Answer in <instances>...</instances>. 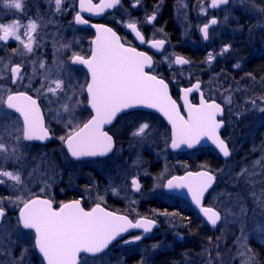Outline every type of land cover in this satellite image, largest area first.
Instances as JSON below:
<instances>
[{"label": "rangeland", "instance_id": "rangeland-1", "mask_svg": "<svg viewBox=\"0 0 264 264\" xmlns=\"http://www.w3.org/2000/svg\"><path fill=\"white\" fill-rule=\"evenodd\" d=\"M137 2L122 0L119 11L109 16L108 21L123 30H126L127 23L136 22L139 27L148 29L149 38L165 39L166 44L156 63L162 69L160 71L167 72L170 83L177 86L202 79L206 94L225 108L226 140L232 156L216 171L214 190L207 203L208 207L219 212L221 220L215 227L203 222L212 236L201 241L196 247L197 253L188 261L185 258L184 263L251 264L253 256L248 242L252 240L264 246V231L261 230L264 228V113L260 111L264 108V80L260 83L253 79L247 82L244 78L236 79L227 73L224 65L230 64L231 71L238 69L234 65H241L243 46L248 49L249 56H264V12L261 11L264 0H231L217 10L210 8L211 0H173L170 12L177 32L174 41L165 30L166 22L160 21L164 7L162 0H139V6L134 8L133 4ZM201 6L206 15L200 13ZM71 8L73 0H62L59 12L55 0H0V24L19 21V34L25 42L27 24H37V30L32 34V53L14 39L7 43L0 41V100L5 101L8 94L26 91L39 103L51 135V142L46 146L25 143L20 119L0 103V138L8 145L9 151L16 143L17 128L20 136L19 159H0V171H12L21 176V184L15 189L8 187L14 182L7 178H3L6 185H0V197H7L0 202L6 212L0 231L3 238L0 264H42L33 249L32 234L18 224L17 211L22 204L14 206L9 199L19 196L27 200L41 196L56 200V196L65 193L80 196L88 205H105L108 198L117 199L134 216L137 215L135 207L142 202H154L160 208L171 205L167 211L146 209L149 219H155L161 225L151 239L134 246L115 244L103 255L82 258L79 263L154 264L158 255L172 252L176 238L181 237L178 241L182 243L188 238L186 226L176 216L178 211L173 207H182V202L166 197L162 191L167 177L186 167L179 157H170L166 148L167 134L157 124L148 123L150 127L143 134L133 135L146 122L141 117L128 123L126 141L119 140L107 160L76 164L70 161L60 140L71 126L67 123L70 116L63 108L67 104L72 109L73 125H82L86 119L84 89L87 82L84 70L71 65L70 60L73 54L83 55L89 50L86 33L77 30L76 27L80 26L69 19ZM153 15L156 19L149 25L148 17ZM213 18L218 23L210 25L209 40L205 42L200 28ZM69 44L71 48H68ZM225 46L230 50L220 55ZM182 48L202 53L204 57L193 63L184 57L189 61L188 66L175 65V56L181 55L178 53ZM209 52L215 57L212 63L207 60ZM41 61L45 64L44 69L39 67ZM14 65L21 66L23 76L15 86L10 79ZM54 79H62L64 84V90L57 95L46 91L48 86L54 87ZM69 97L73 98L69 100ZM118 130L121 129H116V134ZM258 134L259 142L251 144L252 137ZM245 143L249 144L243 148ZM194 155L187 154L189 157ZM132 178L142 179L147 187L144 188L143 184L140 191H132L129 188ZM169 240L172 242H167ZM131 256H134L132 260L127 261Z\"/></svg>", "mask_w": 264, "mask_h": 264}, {"label": "snow or ice", "instance_id": "snow-or-ice-1", "mask_svg": "<svg viewBox=\"0 0 264 264\" xmlns=\"http://www.w3.org/2000/svg\"><path fill=\"white\" fill-rule=\"evenodd\" d=\"M230 2L231 0H211L210 7L218 9L221 5L226 6ZM120 4L121 0H101L97 4H94L93 0H79L80 10L76 12L74 22L76 25H88L89 20L84 19L82 13L99 15L106 9H113ZM55 5L56 10L61 11L62 0H55ZM17 6L19 7V5ZM138 6L139 0L133 4L134 8ZM261 11L264 12V9ZM200 13L207 14L203 6L200 8ZM155 19L156 15L149 16L148 24H153ZM217 23V19L213 18L200 28L205 42L209 40L210 25H217ZM91 26L96 29V38L91 42L93 47L90 57L73 54L71 64L86 67L90 74L86 91L87 103L93 114L82 125H73L72 109L67 104L63 108L64 112L70 116L67 123L71 126L67 135L61 136L60 140L74 160L85 157H105L109 154L113 150V136L104 130V126L111 125L118 114L138 108L153 109L167 120L171 125V149L177 150L181 146L193 149L206 138L211 142V145L218 149L219 153H222L224 157H229V148L219 135L223 124L222 120L217 119L223 112L221 105L215 101H206L203 95L200 97L199 104L189 102V93L200 91L199 83L181 89L184 110L187 113L186 116L182 115L177 102L169 94V84L165 82V79L155 74L151 55L144 51H138L136 47L126 46L125 42H122V38L111 27L100 24ZM26 27L27 42L19 34V21L0 24V33H2L0 41L7 43L9 39H14L21 43L28 53H32L34 42L32 34L36 32L37 24L29 22ZM126 28L131 30L140 44L146 42L145 36L138 30L136 22L127 23ZM148 44L156 52H160L166 41L165 39H155L148 41ZM68 48H71V44L68 45ZM68 48L65 49V54H67ZM229 50V47L225 46L220 55ZM214 59V55L209 52L208 63H212ZM188 63L189 61L183 56H175V65ZM39 67L44 69L45 64L41 61ZM234 67L239 68L240 65L236 64ZM146 68L153 69V73L150 74ZM68 75L71 78V71ZM10 79L13 86L23 79L20 65L11 67ZM52 84L54 87L46 88L47 93L57 95L64 90L62 79H54ZM227 102L230 103V100ZM0 103L6 104L7 109L14 110L22 118L23 141L44 142L51 138L50 129L45 126L36 99H33L26 91L8 94L6 101L0 100ZM79 103L77 101V104ZM260 111L264 113V108H261ZM149 127L150 125L145 122L133 135L139 136ZM16 131V143L11 151L8 150V145L4 143L3 138H0V159L13 157L19 159L17 156L20 140L19 129L17 128ZM11 135L9 133V136ZM3 178L14 182L13 185L8 186L13 189L21 184L19 173L0 171V185H6ZM213 181L214 177L207 171H189L182 176H173L164 187L168 190H186V195L190 197L191 203L199 209L207 223L216 226L221 219L220 214L211 207L202 206V198L213 185ZM131 186L137 192L141 189L136 178L131 180ZM115 192L116 190L113 189L114 194ZM5 198L7 197H0V202ZM9 203L14 206L22 204L19 207L18 224L25 230H34L35 248L38 249L46 264H78L79 254L95 256L108 249L113 241L128 233L129 230L142 229L143 233L148 234L152 232L157 223L155 219L143 217L133 222L127 215H118L107 211L99 203L90 211H86L81 206L80 199L63 203L58 210L53 207L50 199H42L39 196L27 200L16 196L15 199H9ZM5 215V208L0 204V231L3 230ZM261 230L264 231V228ZM141 239V235H136L130 240H125L124 243H135ZM2 242L3 238L0 237V243ZM153 247L156 246L153 245ZM22 257L23 253H21Z\"/></svg>", "mask_w": 264, "mask_h": 264}, {"label": "flooded vegetation", "instance_id": "flooded-vegetation-1", "mask_svg": "<svg viewBox=\"0 0 264 264\" xmlns=\"http://www.w3.org/2000/svg\"><path fill=\"white\" fill-rule=\"evenodd\" d=\"M101 0H93V3L94 4H97V3H99ZM210 1V0H209ZM78 2H79V0H73V8H71L72 10L70 11V14L68 15L69 16V19L73 22V23H75L74 22V17H75V14H76V12L77 11H79V9H78ZM121 3H122V0H121ZM145 6H147V4L145 5ZM120 7H121V4L120 5H118L115 9H113L112 11H110V12H107V13H105L103 16H102V18H100L99 20H93V19H91V18H88L87 16H84L83 14H82V16H83V18L84 19H87V20H89V23L90 24H102V25H105V26H108V27H111L116 33H117V35H119L121 38H122V42H125V45L126 46H133V47H136L137 48V50L138 51H144L146 54H148V55H151L152 56V58H153V62H154V69H155V74H157L158 75V73H161L162 71H160V70H162V69H160L158 66H157V63H156V58L158 57V54H156L151 48H150V46H149V44H148V41H151V40H153V39H151V38H149V36H148V29H146V28H142V27H139L138 26V30H140L141 32H142V35H144L145 36V40H146V42L144 43V44H140L139 43V41L136 39V37H135V35L131 32V30L130 29H127L126 28V30L124 29H119L118 27H116L115 25H113L111 22H109L108 21V17L109 16H111V15H113V14H117V12L119 11V9H120ZM162 14V13H161ZM160 20H161V15H160ZM77 28V30H79V31H83V32H85L86 33V35H87V38L89 39V44H88V46H89V50H87L85 53H83V55L87 58V57H90V54H91V41H92V39H93V37H94V33H93V30L92 29H90V28H87V27H82V26H80L79 28L78 27H76ZM179 51H180V49H179ZM178 54H180V53H178ZM184 57V56H183ZM78 68H81V67H79L78 66ZM82 69V68H81ZM84 73H85V71H83ZM149 73H153V69H151L150 71H149ZM162 73H164L162 76L160 75H158L160 78H163V79H165V81L169 84V89H170V93H171V95H172V97H173V99L178 103V105H179V108H180V111H181V113H182V115H185L184 114V112H183V109H182V106H181V104H180V95H181V89L182 88H186V87H191L194 83H199L200 84V92H201V94L204 96V98H205V100L206 101H216V102H218L217 100H215L214 98H210L207 94H206V92L204 91V85H203V81H202V79H199V80H192V81H189V82H187V83H181V84H178L177 86H173L171 83H170V81H169V79L167 78V76H166V71H164V69H163V72ZM85 75H86V78H87V82H88V75L85 73ZM87 82H86V85H87ZM86 85H85V88H86ZM190 103H194V104H198V99H199V94H198V92H193V94H191L190 95ZM84 99H85V108H86V119H85V121L84 122H87V120L88 119H90L91 118V116H92V114H91V112H90V110L87 108V95H86V93H85V89H84ZM222 107H223V105L220 103V102H218ZM223 121H224V123H225V127H224V129L221 131V133H220V135H221V137L227 142V140H226V135H227V129H226V120H225V108L223 107ZM138 117H141V118H144V119H142L143 121H146L147 123H155V124H157V127L160 129V130H164L165 132H166V134H167V145H166V148H167V152H168V154L170 155V157H173V156H177V157H179L180 159H181V161L183 162V164H184V166L186 167V169L185 170H178V171H176V172H174V173H172L170 176H168L167 177V179L164 181V183H163V186H162V191H163V194L166 196V197H169V198H174V199H176V200H179V201H181L182 202V207H177V206H173L176 210H179V211H182V210H180V209H184V211H186V212H188V210H191L192 211V207L189 205V203L187 202V201H185L184 199H182V198H179V197H177V196H173V195H170V194H167L165 191H164V185L166 184V182L170 179V178H172L173 176H182V175H184V174H186L187 172H189V171H191V172H198V171H207V172H209V173H211L212 174V176L215 178V173H216V171L217 170H219L220 168H221V166H219V167H216V166H218L217 164H213V166L214 167H216V168H212L211 166H205V165H200V164H198V160L199 159H201L202 157H207V158H210V159H216L217 160V162H220V160H221V158H220V156H219V154L216 152V150H214L213 148H211V147H203V148H198V149H195V150H192V151H185V152H171V151H169V149H168V147H169V143H170V130H169V128H168V126L165 124V122L161 119V118H159L158 116H156V115H154V114H152V113H149V112H146V111H141V110H133V111H130V112H127V113H124V114H122V115H120L117 119H116V121L109 127V128H106V130L105 131H108L109 132V134L110 135H112L113 136V147H114V149H113V151L111 152V154L109 155V156H107V157H105V158H99V159H89V160H83V161H79V162H90V161H105V160H107L108 158H110L111 157V155L113 154V152H114V150L116 149V147H117V144H118V141L119 140H123L122 141V143L123 142H125L126 141V127H128L129 125H128V123L131 121V120H133L134 118H138ZM138 120H141V119H138ZM121 126H123V128L121 127ZM116 129H121V130H118V132H117V134L115 133V131H116ZM122 129H123V131H122ZM122 131V132H121ZM121 132V134H119ZM51 142V141H50ZM50 142L49 143H47V144H45V145H39V146H46V145H49L50 144ZM228 143V142H227ZM36 145H38V144H36ZM229 147V146H228ZM187 154L188 155H194L193 157H189V156H187ZM148 159H150V158H148ZM220 159V160H219ZM230 161V160H229ZM76 163H78V162H75V164ZM222 163H224V162H222ZM133 179V178H132ZM131 179V180H132ZM137 179V178H136ZM131 180L129 181V188L132 190V191H134L133 189H132V186H131ZM137 181H138V183H140V185H141V188H142V185H143V187L144 188H146L147 187V185H146V183L141 179H137ZM215 181V180H214ZM146 185V186H145ZM214 186H215V182H214ZM214 186H213V188L209 191V193H208V195H207V198H206V201H205V203H204V206H207V203H208V197H209V195H211V192L214 190ZM141 190V189H140ZM134 192H137V191H134ZM59 197H64V194L62 195H60ZM56 198V200H51L52 201V203H53V207L54 208H57V207H59L60 205H62L63 203H67V202H70V201H74V200H76V199H80L81 200V206L84 208V209H86V210H89V209H91L94 205H96L97 203H94V204H92V205H88V204H86V203H84L83 202V200L80 198V196H76V195H70V193H69V195H68V197H65V198H63V199H61L60 201H58V196H56L55 197ZM111 203H116V204H118L119 206H121V209H124V211L121 213V212H117V213H119V214H123V215H127L128 217H129V219H131V220H133V221H136L137 219H140V218H147L149 215H148V212L147 211H145V213H139L138 212V208H140V205H141V203L140 204H138L135 208H136V216H134V215H131V214H129L128 213V211H126L125 210V204L122 202V201H120V200H117V199H113V198H108L107 199V202H106V204L104 205H101L102 207H104V208H106V209H108V210H110V204ZM142 203H149V202H142ZM152 204H154V205H156L154 202H151ZM170 206L171 205H165V208H167V209H170ZM157 207H159L160 208V205L159 206H157ZM146 209H148V207L146 208ZM150 209H152V208H150ZM160 209H164L162 206H161V208ZM110 211H112V210H110ZM152 211H159V209L158 208H156L155 207V209L154 210H152ZM161 211H164V210H161ZM113 212H115V211H113ZM149 218V217H148ZM194 218L196 219V220H198L199 219V216L198 215H196V217L194 216ZM156 222L158 223V226H159V228L161 227V225H160V223H159V221H157L156 220ZM158 228V227H157ZM156 228V229H157ZM155 229V230H156ZM154 230V231H155ZM154 231H152L151 232V234L150 235H148L147 237H144V238H142L141 240H140V242L138 243V244H141V243H143V242H146L147 240H149V239H151V236H152V234L154 233ZM30 233V232H29ZM136 235H143V233H134V234H131V235H129V236H127V237H125L123 240H121L120 242H118L117 244H120L121 246H122V242L123 241H125V240H127V239H130V238H133V237H135ZM181 238V237H180ZM179 237L178 238H176L177 240L176 241H178L179 239H180ZM39 259H40V261H41V263L43 264V262H42V260H41V258L40 257H38ZM82 258H88V257H80L79 258V263H80V260L82 259Z\"/></svg>", "mask_w": 264, "mask_h": 264}, {"label": "trees", "instance_id": "trees-1", "mask_svg": "<svg viewBox=\"0 0 264 264\" xmlns=\"http://www.w3.org/2000/svg\"><path fill=\"white\" fill-rule=\"evenodd\" d=\"M173 0H162L164 3V7L161 14V20L166 22V28L165 30L170 33L171 39L174 41V39L177 36L176 27L173 24L171 20V3ZM241 56L243 59H241V65L238 69H234L231 71L230 64L224 65V68L226 69L227 73H230L234 78L236 79H242L245 82L249 79L256 80L258 82H262L264 80V56L263 55H248V49L243 46L242 50H240ZM180 54L186 57L191 63L199 60V58L202 57V53L191 51L185 48L180 49ZM220 66V65H218ZM164 73H158V75L162 76ZM263 79V80H262ZM262 129H260V132ZM260 140V136L254 135L252 137L251 144H257ZM249 143H245L243 145V148L247 147ZM220 160V159H219ZM198 164L205 165V166H211L212 168L219 167L223 165L222 160L220 162H217L216 159H210L207 157H202L198 160ZM213 164H217L218 166L214 167ZM69 193H65L64 197L58 196V201L61 199L68 197ZM159 206V205H157ZM156 205L149 203H141L140 208H138L139 213H145L146 208H152L155 209L157 207ZM164 209L161 210H169L163 206ZM110 210L115 212H123L124 209H121V206H119L116 203L110 204ZM182 211H179V214L177 212L176 216L180 218V220L183 221L184 225L186 226V234L188 235L186 238V242H180V241H174L173 242V250L172 252L160 254L156 257L154 260V264H185L184 259L186 258L188 261V258L193 256V254L197 253V245L199 243L207 241V239L211 238V234L209 233V228L203 223V221L199 218L196 220L194 216L196 217V214L193 213L191 210H188V212L184 211V209H180ZM190 238V239H189ZM187 239H189L187 241ZM172 242V241H167ZM137 245V244H136ZM249 250L253 257H251L252 263L251 264H264V246L258 245L252 240L248 242ZM112 249V248H111ZM109 249L108 251H110ZM134 256H131L127 259V261L130 262Z\"/></svg>", "mask_w": 264, "mask_h": 264}, {"label": "water", "instance_id": "water-1", "mask_svg": "<svg viewBox=\"0 0 264 264\" xmlns=\"http://www.w3.org/2000/svg\"><path fill=\"white\" fill-rule=\"evenodd\" d=\"M101 2V1H100ZM99 2V3H100ZM211 4V3H210ZM222 6H225V5H221L219 8H221ZM117 7V6H116ZM116 7H114L113 9H115ZM211 8V7H210ZM218 8V9H219ZM78 9L80 10V8H79V2H78ZM113 9H106L105 10V12L104 13H102V14H99V15H93V14H91V13H88V12H84V13H82L84 16H87L88 18H91V19H93V20H99L100 18H102V16L105 14V13H107V12H110V11H112ZM212 10H217V9H212ZM92 24H88V25H78V26H82V27H87V28H90V29H92L93 30V33H94V37H93V39L92 40H94L95 38H96V29L95 28H93L92 26H91ZM100 25H102V24H100ZM105 26V25H104ZM106 27H108V26H106ZM200 34H201V36L203 37V35H202V33L200 32ZM101 36L103 37V33H102V31H101ZM92 42V41H91ZM150 46V45H149ZM93 47V45H92V43H91V48ZM151 48V47H150ZM152 49V48H151ZM156 54H159L161 51H162V49H161V51L160 52H156V50H154V49H152ZM91 55V54H90ZM186 59V58H185ZM70 64H71V60H70ZM72 65V64H71ZM189 65V63L188 64H186V65H178V66H182V67H186V66H188ZM74 66H79V67H81L84 71H85V73L88 75V81L90 80V74L87 72V69H86V67H84V66H81V65H74ZM151 69H147L146 68V71H150ZM151 74V73H150ZM166 82V81H165ZM167 83V82H166ZM195 84V83H194ZM195 92V91H194ZM85 93H86V95H87V91H86V88H85ZM169 94L171 95V93H170V89H169ZM191 94H193V92L192 93H189V97H190V95ZM198 94H199V99H198V104H199V102H200V97H201V92L199 91L198 92ZM172 96V95H171ZM173 98V97H172ZM7 99V98H6ZM6 99H5V101H6ZM34 99V98H33ZM180 104H181V106H182V109H183V112H184V114H185V116L187 115V113L185 112V105H184V101H183V99H182V92H181V95H180ZM37 101V100H36ZM189 102H190V98H189ZM209 102H212V101H209ZM37 105H38V107H39V109H40V114H41V116L43 117V119H44V116H43V113H42V109H41V107H40V105H39V103L37 102ZM177 105H178V103H177ZM4 107L6 108V110H8V111H10V112H12L13 114H15L19 119H20V122H21V125H22V129H23V121H22V118H20L19 117V114L18 113H16L14 110H10V109H7V107H6V104H4ZM178 107H179V105H178ZM87 108L90 110V112H91V114H93L92 113V110H91V108L88 106V103H87ZM221 108H222V106H221ZM180 109V108H179ZM223 109V108H222ZM135 110H141V111H146V112H149V113H152V114H154V115H156V116H158L159 118H161L164 122H165V124L168 126V128H169V130H170V143H171V125L167 122V120L160 114V113H158V112H156L155 110H153V109H146V108H138V109H135ZM130 111H133V110H128V111H126V112H124V113H127V112H130ZM124 113H122V114H124ZM122 114H118V116H117V118L120 116V115H122ZM182 114V113H181ZM222 116H223V112H222V115L221 116H218L217 117V119H219V118H222ZM116 118V119H117ZM116 119L113 121V123L116 121ZM44 123H45V120H44ZM112 123V124H113ZM111 124V125H112ZM111 125H105L104 126V130H106V128H109ZM223 128H224V122H223V124H222V127H221V129L219 130V135H220V133H221V131L223 130ZM220 137H221V135H220ZM222 138V137H221ZM223 139V138H222ZM51 141V138L50 139H48V140H46V141H44V142H41V141H24L25 143H33V144H38V145H45V144H47V143H49ZM170 143H169V147H168V149H169V151H171V152H185V151H192V150H195V149H198V148H203V147H211V148H213L214 150H216V152L219 154V156L223 159V160H229L230 159V157H231V153H230V151H229V153H230V155H229V157H224L223 155H222V153H219V151H218V149H216L215 148V146H213V145H211V142L210 141H207L206 140V138L204 139V140H202V142L199 144V145H197L196 147H194L193 149H188L186 146H181V148L180 149H177V150H173V149H171V147H170ZM226 143V142H225ZM226 145H227V143H226ZM63 149H64V152L66 153V155L68 156V158L72 161V162H79V161H83V160H89V159H99V158H105V157H107V156H109L110 154H111V152L113 151H111L109 154H107L105 157H85V158H81L80 160H74L71 156H70V154H68L67 153V149H66V147H65V145L63 144ZM113 149H114V147H113ZM210 175H212L211 173H209ZM185 175V174H184ZM171 179V178H170ZM167 183V182H166ZM166 185V184H165ZM214 186V181H213V185L207 190V192H206V194H205V196L202 198V206H203V204H204V201H205V199H206V197H207V195H208V193H209V191L212 189V187ZM164 191L167 193V194H171V195H173V196H177V197H179V198H182V199H184L185 201H187L188 203H189V205L192 207V209L195 211V212H197L202 218H203V220L207 223V221H206V218L203 216V214L202 213H200L199 212V209H197L192 203H191V200H190V197H188L187 195H186V190H184V189H181V190H168V189H166L165 187H164ZM34 198V197H33ZM40 198H42V199H46V198H43V197H40ZM71 202V201H70ZM68 203V202H67ZM22 206V205H21ZM20 206V207H21ZM61 206V205H60ZM60 206L59 207H57V208H55V209H59L60 208ZM96 205H94L93 207H95ZM92 207V208H93ZM102 207V206H101ZM91 208V209H92ZM91 209H89V210H86V211H90ZM106 209V208H105ZM107 211H110V210H108V209H106ZM213 210H215V209H213ZM216 211V210H215ZM111 212H113V211H111ZM113 213H116V212H113ZM219 213V212H218ZM116 214H118V215H123V214H119V213H116ZM18 215H19V209H18V211H17V219H18ZM4 219V218H3ZM221 220V219H220ZM220 220L217 222V224L220 222ZM133 222H135V221H133ZM20 226V228L22 229V230H25V229H23L22 228V226L21 225H19ZM209 226H211V227H215V226H212V225H210L209 224ZM158 227V225H157V223L154 225V227H153V230H155L156 228ZM152 230V231H153ZM26 231H30V232H32V234H33V247H34V250H35V252H36V254L41 258V260H42V262H43V264H46V262H44L43 261V258H42V255L39 253V251H38V249H36L35 248V233H34V230H26ZM134 233H143V230L142 229H131V230H129V232L128 233H125V234H123V236L122 237H120V238H118L116 241H113L112 242V244H110L109 245V247H108V249H106L104 252H102V253H99V254H96L95 256H93V255H91V254H85V253H81V254H79V256H78V264H79V258L80 257H82V256H87V257H91V258H93V257H97V256H99V255H101V254H103V253H105L106 251H108L116 242H120L121 240H123L125 237H127V236H129V235H131V234H134ZM151 233H148V234H145V233H143V235H142V238H144V237H147L148 235H150ZM132 239V238H131ZM128 240H130V239H128ZM139 242V241H138ZM137 242H135V243H128V244H125L124 243V241L122 242V245L123 246H130V245H134V244H136Z\"/></svg>", "mask_w": 264, "mask_h": 264}]
</instances>
